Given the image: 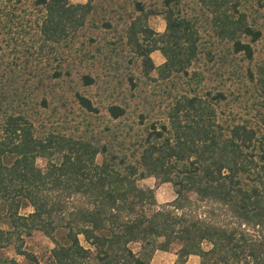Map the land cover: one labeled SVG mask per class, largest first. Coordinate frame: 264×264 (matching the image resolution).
Listing matches in <instances>:
<instances>
[{
  "label": "trees",
  "instance_id": "16d2710c",
  "mask_svg": "<svg viewBox=\"0 0 264 264\" xmlns=\"http://www.w3.org/2000/svg\"><path fill=\"white\" fill-rule=\"evenodd\" d=\"M98 1L0 0V249L11 245L24 261L0 255V264H39L23 247L34 230L53 244L46 264H148L155 250L166 251L173 242L179 244L173 264H183L190 254L199 264H264V57L245 69L255 98L252 119L217 116L214 104L225 99L221 91L182 93L169 104L166 122L144 127L143 139L129 153L132 160L98 139L36 136L26 115L9 108L61 73L28 69L23 75L15 62L19 56L5 57L29 53L34 43L41 53L65 41ZM176 1L163 0L156 11L129 0L136 14L126 39L142 74H181L198 86L203 75L188 70L198 33L175 11ZM195 1L207 13L212 35L229 44L227 51L251 60L261 29L242 6L251 2L258 11L264 0ZM150 13L162 16L161 32L146 25ZM31 35L34 41L27 43ZM153 50L163 57L157 65L149 56ZM81 78L92 82L88 75ZM74 98L96 112L87 97L75 91ZM106 111L115 119L124 108L109 104ZM38 157L45 160L42 167ZM147 176L154 179L152 187H139L136 180ZM163 182L174 196L159 205L154 190ZM130 242H138V251Z\"/></svg>",
  "mask_w": 264,
  "mask_h": 264
},
{
  "label": "rangeland",
  "instance_id": "374dc122",
  "mask_svg": "<svg viewBox=\"0 0 264 264\" xmlns=\"http://www.w3.org/2000/svg\"><path fill=\"white\" fill-rule=\"evenodd\" d=\"M68 1L82 3L85 0ZM142 1L145 9L153 8L156 11L163 4V0ZM22 7L27 8L26 2ZM254 8L251 2L242 6L247 15L255 17V23L261 29V36L252 43V58L247 61L240 54L227 51L229 44L212 35L208 15L195 0L176 1L175 11L188 17L198 33L197 53L188 70L199 71L203 78L198 86H194L193 81L181 74L170 75L166 79L157 78L154 71L149 72L148 76L142 74L139 57L126 39V27L136 12L131 9L129 0H100L85 17L83 24L65 41L53 44L51 48L45 47L41 53L36 52L37 44L34 43L29 53L14 52L5 57L19 56L15 62L22 68L20 71L23 75L28 69L48 73L58 69L61 73L45 79L41 92L13 101L9 108L26 115L36 136L52 132L74 138L98 139L100 143H108L110 150L126 154L128 160L133 159L129 153L137 146L138 140L143 139L144 127L150 123L166 122L165 113L169 104L182 93L189 94L196 90L198 94L206 91L213 94L221 91L225 99L214 104L217 116L223 118L230 113L252 119L255 98L245 69H253L264 57V9L256 11ZM146 25L153 32H161L164 21L160 14L150 13ZM32 41L33 35L27 43ZM22 56L27 57L26 63H23ZM149 56L155 65L163 61L158 50L151 51ZM82 75H88L92 82L83 84ZM75 91L87 97L96 107V112H88L80 107L74 98ZM42 97L44 104L40 101ZM109 104L123 107L124 113L111 119L106 111ZM100 158L98 154L95 160L99 162ZM35 163L42 167L45 160L38 157ZM153 181V177L147 176L137 179L136 184L142 188L152 187ZM173 196L168 182L159 184L154 190L159 205ZM29 210V207H25L23 211ZM52 245L50 239L38 230L23 239L24 249L33 253L39 264L48 263V250ZM178 246L177 242H173L166 251L155 250L148 264H173ZM203 246L206 247V244ZM128 247L134 252L139 249L138 242H130ZM0 255L23 261L14 253L11 245L0 249ZM183 264H199V258L190 254Z\"/></svg>",
  "mask_w": 264,
  "mask_h": 264
}]
</instances>
